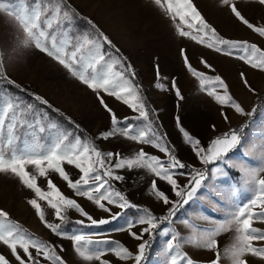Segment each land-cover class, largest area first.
I'll use <instances>...</instances> for the list:
<instances>
[{
    "label": "snow or ice",
    "instance_id": "snow-or-ice-1",
    "mask_svg": "<svg viewBox=\"0 0 264 264\" xmlns=\"http://www.w3.org/2000/svg\"><path fill=\"white\" fill-rule=\"evenodd\" d=\"M247 2V0H245ZM264 6V0H256ZM162 13L172 21L177 18L187 24L185 30L178 23L175 28L178 35L188 38L198 45L213 49L216 53L238 59L253 70L264 72V48L247 40L226 38L220 35L201 15L193 0H153ZM231 14L249 30L264 38V24L250 21L238 7V0H220ZM0 13L12 17L22 27L26 34L22 40L25 47L34 46L35 49L46 53L62 65L71 76L77 78L83 85L96 95L102 108L110 115V130L103 131L95 139L108 140L119 134L128 140L140 145H149L163 155L150 154L140 147L132 155L113 153L102 150L92 138L82 139V133L68 131L62 124L51 121L47 112H39L32 104H24L14 95H0V174L16 178L19 182L34 193L27 203L36 211L40 221L57 237H65L74 242L75 253L84 261H97L99 264H112V261L103 259L106 251L114 253L122 262L133 261L134 264H147L148 252L154 242L155 235H164L166 261L164 264H201V261L189 252L183 251V245L193 246L194 251H210L212 259L207 264H250L249 257L264 260V229L256 227L257 222L264 223V159L259 166H248L243 163H230L234 157L229 155L234 150H245L248 146L244 127H249L254 133H259L257 141L264 143V126L251 129L250 124L238 129H229L222 136L212 138L207 144L180 125L179 116L176 117L179 130L184 142L190 146L202 166L189 165L183 162L175 147L167 139V133L162 130L154 110L150 107L145 95V89L137 80V72L129 59L121 52L108 35L101 32L88 20L95 30L93 34L82 33L77 35L69 31L71 22L79 14L68 5L67 0H56L54 8L44 7L40 0H21L18 8L0 0ZM86 19V18H85ZM189 20L197 23H189ZM195 29V32H193ZM106 46V47H105ZM181 58L186 70L199 79L201 88L208 82L216 87L207 91L209 97L221 106L234 110L236 114L253 117L258 112L254 106L251 111L238 102L230 92L228 83L220 75L207 76L198 70L190 61L185 49H181ZM199 63L208 69L212 65L202 57ZM158 78L160 77L159 64L155 65ZM118 69V70H116ZM241 83L249 92L258 95L264 108V94L257 93L249 82L245 72H240ZM0 81H7L15 85L8 77L3 58L0 57ZM159 89L165 87L162 83L155 85ZM175 96L184 100V96L175 79L171 81ZM19 88V85H15ZM105 96L114 98L127 105L138 113L135 118L145 126L139 125L125 118L121 121L114 109L109 106ZM35 100L55 111L66 120L73 129L80 130V125L70 117H64L59 109H53L49 101L40 96ZM225 121L229 117L222 112ZM139 128V130H138ZM213 129L215 126L213 125ZM247 154V153H246ZM264 157V150H262ZM115 159V162H113ZM65 165L73 166L80 173L78 179H73ZM204 167L208 168L206 176ZM31 169V170H30ZM229 169L241 173L236 181L237 187L228 185L229 191L225 199L214 197L223 205L219 211V218H212L210 226L199 234L186 236L180 231L161 227L162 223L174 222L179 207L188 205L198 198L207 188L208 182L213 179V170L219 173L216 178L222 179ZM121 170H143L150 176L149 189L157 200L163 203L167 212L158 217L149 209L144 208L143 214L137 220L127 223L129 235L136 241L137 251L133 253L128 247L116 241H93L84 234L73 233L67 235L65 225L68 210H75L90 222L85 225L84 220L77 221L82 227L101 226L120 218L122 212L112 213L110 205L121 210L137 208L127 196L114 187V182H123L126 177L120 174ZM50 174H56L66 183V186L75 191L77 196L86 197L100 209L110 214L109 219H94L76 199L65 195ZM179 177H185L186 183L179 182ZM38 178L46 182L47 190L38 183ZM138 178H134V183ZM166 183L177 197L172 200L168 193L159 187L157 181ZM242 192L251 193L246 201H241ZM40 201L46 202L49 209L54 210L55 219L60 223L46 218L45 209ZM187 226V221L184 222ZM140 227L139 232L133 231ZM159 229V230H158ZM229 235L228 241L221 248L219 237ZM145 235L149 236L145 240ZM234 240V242H233ZM257 242H260L258 246ZM95 245V247H90ZM101 245L108 247H100ZM0 264H68V261L59 253L64 251L63 245L53 244L36 237L28 230L10 218V213L0 208ZM11 257V259H9Z\"/></svg>",
    "mask_w": 264,
    "mask_h": 264
},
{
    "label": "rangeland",
    "instance_id": "rangeland-1",
    "mask_svg": "<svg viewBox=\"0 0 264 264\" xmlns=\"http://www.w3.org/2000/svg\"><path fill=\"white\" fill-rule=\"evenodd\" d=\"M4 2L11 3L17 8L21 6V0H4ZM27 2L28 0H25V3ZM40 3L44 7L54 8L56 0H40ZM67 3L79 14L71 22L69 31L77 35L82 33L91 35L95 31L92 25L87 23L88 20H91L96 28L109 36L132 63L137 72V80L144 86L149 105L154 110L162 130L167 133V139L175 147L179 158L186 164H195L197 168L202 167L192 148L182 138L176 121L177 116L180 118V125L205 144L212 138L227 133L229 129H238L250 124L251 121L255 122L251 124L253 130L264 126V108L259 107L261 103L258 104L259 109L256 116L248 122L249 117L236 114L234 110L219 105L214 98L209 97L207 91L211 87H216L218 92H222V89L213 82H208L204 88H201L199 79L186 70L180 50L185 49L191 63L198 70L205 72L207 76L218 74L224 78L234 98L248 111L257 105L259 97L247 90L241 83L239 74L241 71L245 72L251 86L256 89L257 93L263 94L264 72L253 70L238 59L216 53L213 49L198 45L188 38L180 37L175 25L180 23L185 30H188L187 24H183L179 18L172 21L162 13L158 6L154 5L153 0H67ZM193 3L204 19L220 35L231 39L247 40L264 48V38L259 37L258 34L238 22L230 10L220 4V0H193ZM238 7L250 21L264 24V6H261L256 0H247V2L238 0ZM189 23L198 24V22L190 20ZM25 36L26 34L18 22L7 14L0 13V57L3 58L10 80L30 92L33 98L27 99L22 95L2 89H0V95H14L24 104H32L39 112H47L51 121L62 124L65 129L74 131L78 135L77 130L73 129L69 123H62L58 119L59 115L55 111H52L54 114H51L47 106L45 107L41 102L35 100V96L48 100L53 109H59L65 117H70L72 121L80 125V129L94 139L101 132L110 130V115L102 108L96 95L77 78L71 76L58 61L35 49L34 46H23L22 40ZM201 57L212 65L214 71L199 63ZM157 63L160 68L159 78L155 68ZM173 79L177 81L184 96L182 101L175 96L171 86ZM2 83L4 84L5 81ZM157 83H162L165 87L159 89L155 86ZM105 100L121 121L129 118L131 122L139 125V128L145 126L135 119L138 113L127 105L107 96H105ZM222 112L227 113L228 121H225ZM213 125L215 129H213ZM242 134H246L247 149L246 151L234 150L229 154L234 157V160L229 162L243 163L253 167L259 166L264 159L262 157L264 143L258 142L256 139L259 133H254L249 127H244ZM82 139L89 138L82 137ZM95 142L106 152H118L130 156L140 147H144L145 151L150 154L163 155L149 145H140L119 134L108 140L95 139ZM65 167L73 179L79 178L80 173L73 166L65 165ZM203 170L207 176L208 168L204 167ZM120 174L124 175L126 179L123 182H114V187L138 207L121 210L115 205H110L112 213L122 212V215L119 219L98 227H82L76 222L84 220L85 225H90L87 218L75 210H68L66 213L68 222L62 225L67 235L82 233L93 241H116L128 247L133 253L137 251L138 241L129 235L127 223L137 220L143 214L144 208L149 209L158 217L164 216L167 208L151 194L149 189L151 177L147 176L143 170H121ZM211 174L213 179L208 182L207 188L202 193H198V198L188 205L179 207L176 217L173 218L174 222L162 223L161 227L174 228L182 234L190 236L199 234L203 229L209 227L212 218H219V211L223 205L214 197L224 200L229 191L227 186L237 187L236 181L240 179L241 173L229 169L222 179L216 178L220 174L214 170ZM50 176L65 195L76 199L94 219L111 220L109 213L100 209L86 197L77 196L75 191L68 188L56 174H50ZM134 178H138L135 183ZM157 182L172 200L178 199L172 194L171 188L166 183L159 180ZM179 182L183 185L186 183V178L179 177ZM38 183L47 190L43 178H38ZM250 196L251 193L242 192L241 201H246ZM30 198H35L34 193L26 189L18 179L0 174V208L10 213L11 219L17 221L22 228L36 237L53 244L63 245L64 251L59 254L68 261V264H99L97 261L87 262L79 257L75 253L74 242L67 236L57 237L51 233L40 221L36 211L27 203ZM40 203L45 209L46 218L60 223L54 217V210L49 209L46 202L40 201ZM185 221H187V226H185ZM255 226L264 229V223L257 222ZM132 230L139 232L140 227H134ZM144 239L148 240L149 236L145 235ZM166 239L167 237L164 235L154 234V242L148 252L147 264H164L166 261L164 255ZM228 239L229 235L222 234L219 237L222 249ZM257 244L259 246L260 242ZM90 247H95V245ZM100 247L108 246L101 245ZM182 250L195 256L201 261V264H207L212 259L210 251L196 252L193 246L188 244H184ZM3 251L4 248L0 247V252ZM103 259L112 261V264H134L133 261H120L111 251H106ZM249 260L250 264H264V260L259 258L249 257ZM12 264H15V261H12ZM43 264H47V262H43Z\"/></svg>",
    "mask_w": 264,
    "mask_h": 264
},
{
    "label": "trees",
    "instance_id": "trees-1",
    "mask_svg": "<svg viewBox=\"0 0 264 264\" xmlns=\"http://www.w3.org/2000/svg\"><path fill=\"white\" fill-rule=\"evenodd\" d=\"M12 81V80H11ZM0 89L2 90H6V91H9L13 94H19V95H22L24 98H27V99H32V95L30 92L26 91L24 88H22L20 85L19 88L15 87V85H18L17 83H15V85H13L12 83H9L7 81H5V83L3 84L2 81H0ZM264 94V93H263ZM261 103L260 100L258 99L257 101V107H258V104ZM46 107V106H45ZM151 107V106H150ZM48 109V108H47ZM259 109V108H258ZM48 111L51 113V114H54L52 111V109H48ZM257 114V113H256ZM256 114L251 117V118H248L247 121L249 122L250 120H252ZM65 117V116H64ZM58 119L60 121H62V123H65V124H68V122L66 120H64L63 118H61L60 116L58 117ZM79 134L82 133V137H87V138H92L94 139L93 137H91L89 134H87V132H85L84 130L80 129V130H77ZM95 140V139H94ZM96 143V142H95ZM128 211V210H127Z\"/></svg>",
    "mask_w": 264,
    "mask_h": 264
}]
</instances>
